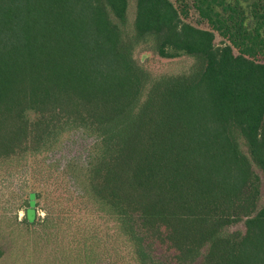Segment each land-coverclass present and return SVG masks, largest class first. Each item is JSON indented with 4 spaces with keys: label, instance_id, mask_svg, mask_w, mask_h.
<instances>
[{
    "label": "trees",
    "instance_id": "16d2710c",
    "mask_svg": "<svg viewBox=\"0 0 264 264\" xmlns=\"http://www.w3.org/2000/svg\"><path fill=\"white\" fill-rule=\"evenodd\" d=\"M128 8L0 0V188L29 181L9 160L80 129L96 140L68 171L77 193L138 264H264V0H137L132 29ZM147 41L191 70L153 77L134 58ZM38 193L24 191L31 223Z\"/></svg>",
    "mask_w": 264,
    "mask_h": 264
},
{
    "label": "rangeland",
    "instance_id": "374dc122",
    "mask_svg": "<svg viewBox=\"0 0 264 264\" xmlns=\"http://www.w3.org/2000/svg\"><path fill=\"white\" fill-rule=\"evenodd\" d=\"M136 3L129 0L128 29L134 25ZM188 21L208 27L194 10ZM220 40L217 35L216 41ZM134 58L156 78L187 73L195 62L188 55L161 58L152 41L139 43ZM95 140L83 130L73 129L47 150L9 160L16 168L28 167L29 181L23 190L12 185L0 188V264H138L117 218L101 210L93 199L77 193L79 183L73 172H68L86 166ZM61 188L65 194H58ZM26 190H40L38 197L34 196L38 215L32 223L25 215ZM155 249H161L158 243Z\"/></svg>",
    "mask_w": 264,
    "mask_h": 264
},
{
    "label": "water",
    "instance_id": "95a60500",
    "mask_svg": "<svg viewBox=\"0 0 264 264\" xmlns=\"http://www.w3.org/2000/svg\"><path fill=\"white\" fill-rule=\"evenodd\" d=\"M32 197H34V195H32Z\"/></svg>",
    "mask_w": 264,
    "mask_h": 264
}]
</instances>
